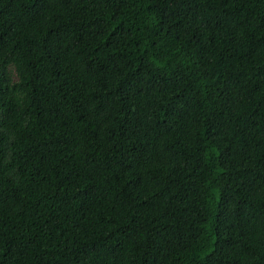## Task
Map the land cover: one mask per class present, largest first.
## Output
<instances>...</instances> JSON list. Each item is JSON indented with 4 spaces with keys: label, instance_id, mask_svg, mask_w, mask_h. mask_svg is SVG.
Listing matches in <instances>:
<instances>
[{
    "label": "trees",
    "instance_id": "16d2710c",
    "mask_svg": "<svg viewBox=\"0 0 264 264\" xmlns=\"http://www.w3.org/2000/svg\"><path fill=\"white\" fill-rule=\"evenodd\" d=\"M0 264H264V0H0Z\"/></svg>",
    "mask_w": 264,
    "mask_h": 264
}]
</instances>
